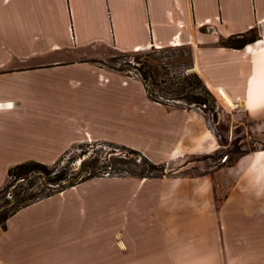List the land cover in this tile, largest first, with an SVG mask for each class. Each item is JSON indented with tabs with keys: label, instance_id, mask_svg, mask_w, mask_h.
<instances>
[{
	"label": "crops",
	"instance_id": "1",
	"mask_svg": "<svg viewBox=\"0 0 264 264\" xmlns=\"http://www.w3.org/2000/svg\"><path fill=\"white\" fill-rule=\"evenodd\" d=\"M252 29H257L261 38L256 43L242 50L218 46L220 38ZM167 46L189 48L192 70L217 98L218 106L227 98L233 106L238 102L236 106L250 116L255 114L258 103L254 97L264 92V0H0V190L7 184L10 168L36 161L33 157L14 160L21 151H29L32 143L35 146L47 142L48 148L54 147L52 160L82 143L87 135L96 142L137 150L153 160L202 156L216 150L218 143L200 112L156 104L149 100L139 78L108 71L95 61L116 52L126 54ZM87 71L98 75L97 81L94 78L91 83L96 91L101 88L102 92L111 79L125 85L126 89L120 90V100L127 102L124 126L126 121L129 123L120 128L141 136L137 145L132 139L104 136L100 127H46L50 135L44 134V127H36V116L44 113L36 108L31 110L28 105L37 107L54 100L67 106L68 100L78 96L69 90L68 77L63 74ZM87 78L81 77L83 81H89ZM132 82L138 84L148 106L173 113L181 122L147 120L146 112L133 120L131 94L127 95ZM34 84L43 90L41 99L35 96L34 89L31 91ZM57 85L63 90L57 89ZM101 92H97L95 100L109 103L111 112L116 106L115 91L108 95ZM131 120L136 127H130ZM32 127L35 132H31ZM142 139L149 141L148 148L141 144ZM148 153L154 155L150 157ZM198 184L202 183L185 182L183 189L194 196L199 191ZM174 205L175 202H169V207ZM259 205L252 204L251 219L243 213L235 216L236 231H240L247 244L242 241L234 254L189 251L181 246V240L163 231L141 233L136 253L131 252L127 242L123 241V248L119 249L115 248V238H106V244L105 238L101 242L96 236L83 241L86 250L77 245L75 253H69L66 246L73 238L50 225L62 210L60 197L52 196L20 210L9 219L5 229L0 228V264H71V258L75 261L85 254L97 253L98 264H231L232 257L234 264H264V232L256 229L260 222L264 223V218L255 214ZM161 218L155 220L159 229L164 224ZM153 240L159 243L153 246ZM103 245L109 248L103 249Z\"/></svg>",
	"mask_w": 264,
	"mask_h": 264
},
{
	"label": "rangeland",
	"instance_id": "2",
	"mask_svg": "<svg viewBox=\"0 0 264 264\" xmlns=\"http://www.w3.org/2000/svg\"><path fill=\"white\" fill-rule=\"evenodd\" d=\"M140 52L155 53L164 63H169L171 72L177 75L186 65L191 64L189 48L186 47H153ZM136 53L138 52L126 54L116 52L110 57L95 61L108 71L120 72L118 70L122 69L123 72L120 73L124 76L138 79L134 69L137 66ZM45 59L33 61L39 62ZM52 75L60 76L56 73ZM63 75L68 77L69 90L78 98L68 100L67 106L54 100L44 105H39V101L36 100L37 107L29 104L28 108L31 107V110L36 108V111L40 110L44 113L36 116V127H44V134L48 135L50 130L48 131L46 127H100L104 136L132 139L133 144L139 143L141 136L135 135L133 131L127 133L120 128L127 127L129 123L126 121L127 125L124 126L123 111L124 107H127V102L120 100V90L126 89L121 81L111 79L109 83V80L102 87L101 92V88L100 91H96L95 86L91 85L94 78L96 81L98 78L94 72ZM81 77H88L89 81H83ZM30 80L27 79L30 82H37ZM77 82L79 84H72ZM36 85L30 86L31 91L34 89L35 96L41 99L43 90L36 88ZM56 87L57 89L60 87V91L63 90L61 86ZM56 87L52 88L58 93ZM112 90L115 91L116 100L113 101H116L114 102L116 106L109 112V103L97 102L95 95L97 92L108 95ZM128 93L131 94L130 108H132L133 120L146 112L147 120L154 118L168 122L174 119L181 122V119L173 113L160 112L148 106L136 82H132L127 95ZM254 99L258 103V108L251 116L245 109L236 106L238 102L234 103L235 106L229 107L224 101L218 106L217 101V123L207 120L218 143L216 150L202 156H186L175 160L162 158L153 160L146 156L152 163L165 166L162 173L149 169L142 157L121 150L119 147L111 150L104 145V142L90 140L92 138L87 134L82 143L73 145L59 158L50 159L54 155L55 148H48V143L45 142V145L35 143V146L32 143L29 151H21L14 160L20 157H33V160L50 165L53 171L41 178L43 182L46 181L48 187L57 188L58 185L49 182L56 181L62 173H66L67 178L78 181L81 177L95 175L94 178L76 187L54 194V197H60L62 210L50 225L53 226V230L66 231L73 238L68 240L66 246L69 253H75L77 245L86 250L87 246H83V241L95 236L101 238V242H104L103 238L105 240L115 238V248L119 249L123 248L124 242H127L131 252L136 253L138 250L136 242L141 241L139 239L141 233L163 231L171 233V238L181 240V246L189 251L197 252L204 249L221 256L234 254L242 241L247 244L245 238L241 239L240 231H236L235 216L243 213L245 217L251 219V206L257 203L262 206L256 208L258 212L255 214L264 218V119L262 118L264 92L257 93ZM111 105L114 106L113 103ZM63 106L66 108L60 109ZM133 120L130 127H136ZM31 132H35L33 127ZM147 143L149 141H141V144L148 148ZM148 154L150 157L154 155ZM39 178L40 176L33 177L29 185L24 184L22 186L24 190L19 189L21 196L35 193L38 188L39 191L42 190ZM195 180L202 184H198L199 191H196L194 196H189L183 189V183ZM36 184L38 188H29ZM10 193L11 191L6 194L10 195ZM171 201L175 202L173 207H169ZM157 217H162L163 228L160 224L159 229L156 224ZM56 223L60 224L58 228ZM257 228L264 232V223L260 222ZM184 238L191 239L186 241L183 240ZM107 242L106 240L104 243ZM158 243L159 241H155L153 246ZM108 248L109 246L103 245V249ZM98 256V253L93 256L85 254L84 259L72 261L71 258L69 261L71 264H98ZM69 258L67 254V260ZM230 260L231 264L236 263L235 257ZM37 262L41 261L36 260Z\"/></svg>",
	"mask_w": 264,
	"mask_h": 264
},
{
	"label": "trees",
	"instance_id": "3",
	"mask_svg": "<svg viewBox=\"0 0 264 264\" xmlns=\"http://www.w3.org/2000/svg\"><path fill=\"white\" fill-rule=\"evenodd\" d=\"M260 35L257 29H252L246 33L235 34L228 38H220L218 46L222 48L242 50L250 44L259 41ZM189 57L191 64L184 67L180 74L171 72L169 63H164L160 57L155 53H136L137 66L134 67L135 73L141 80L145 92L150 101L166 107H177L183 110H197L208 121L212 120L217 123L218 120V106L217 98L209 90L207 85L201 77L194 72L193 62L191 59V52L189 50ZM118 71L123 72L122 69ZM111 150L119 147L121 150H126L130 153L142 157L148 168L155 172H164V165H156L152 163L141 152L125 147L117 146L111 143H104ZM50 165L39 161H26L19 163L8 171L7 184L0 190V228L5 229L7 222L20 210L35 204L41 200L50 198L54 194L62 193L67 189L78 186L79 184L92 179L95 175H88L81 177L80 181L77 179H69L66 173L58 176L56 181L49 182L58 185L57 188L48 187L42 181V177H46L53 171ZM90 168V167H89ZM40 176V184L42 190L39 191L37 184L29 188H38L35 193H28L26 196H21L19 189L24 190V184H30L32 178ZM17 185V186H16ZM16 186V187H15ZM7 195V192H10Z\"/></svg>",
	"mask_w": 264,
	"mask_h": 264
},
{
	"label": "bare ground",
	"instance_id": "4",
	"mask_svg": "<svg viewBox=\"0 0 264 264\" xmlns=\"http://www.w3.org/2000/svg\"><path fill=\"white\" fill-rule=\"evenodd\" d=\"M224 101L229 105V107L233 106L232 102L229 99L225 98Z\"/></svg>",
	"mask_w": 264,
	"mask_h": 264
}]
</instances>
